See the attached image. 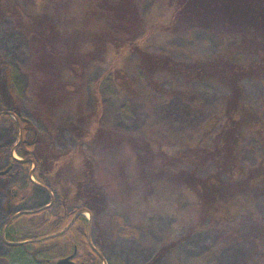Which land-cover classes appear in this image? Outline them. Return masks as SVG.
<instances>
[{
    "label": "rangeland",
    "instance_id": "1",
    "mask_svg": "<svg viewBox=\"0 0 264 264\" xmlns=\"http://www.w3.org/2000/svg\"><path fill=\"white\" fill-rule=\"evenodd\" d=\"M5 1L0 0V59L5 76V86L0 82V168H4L1 161L9 154L5 151L18 140L16 121L5 113L9 108H15L28 122L27 139L35 133L49 143L54 153L48 154V161L52 162L56 154L67 153L77 161L73 153L79 149L68 127L76 118L73 95L82 92L85 111H95L105 127V133L102 130L94 139L98 142L88 141L80 149L94 162L96 184L108 203L97 217L101 237L97 232L91 234L92 241L102 239L103 264H264V193L242 200L238 211L225 213L224 219L202 218V196L180 174L204 180L218 172L215 162L198 158L161 166L150 154L164 151L174 158L201 154L197 153L196 131L220 110L226 89L216 83L192 81L188 90L195 94L196 101L188 104L175 98L174 91L182 86L178 78L158 74L153 78L156 86L150 85L136 55L125 48L129 29L110 31L115 36L113 50L105 52L104 58L93 47L94 55L86 57L89 65L77 72L82 81L76 80V68L66 58H76L86 50L83 47L77 53L83 36L80 30L75 33L74 27L80 25L77 20L82 14L94 18L101 9L96 6L99 0H55L58 9L46 5L50 0H12L19 2V7L11 16L6 15L7 8L14 3L3 4ZM137 1L140 20L136 32H148L137 44H145L149 54H169L185 60L189 55L211 54L221 46L216 23L211 29L187 30L180 9L188 0ZM17 12L20 21H16ZM101 12L102 22L113 19L111 13ZM81 23L86 24L83 17ZM30 33L36 36L32 38ZM227 41L225 48L221 46L227 50L238 43ZM241 52L246 58L254 55L248 49ZM93 56L98 58L94 64ZM110 66L124 67L126 77L135 83L134 97ZM75 85H79L77 91ZM241 85L245 103L259 112L264 123V79L246 78ZM54 88L56 96L51 94ZM162 89L174 95H165ZM84 120L89 125L90 119ZM214 126L219 127L217 122ZM104 137L108 138L105 144ZM225 152L231 153L229 147ZM263 154L259 137L246 134L240 154L244 170L250 172ZM14 157L21 159L16 153ZM61 164L63 161L57 162V167ZM57 167L54 170L59 171ZM33 168L31 165L28 170ZM28 170L17 166L14 177L0 178V258L11 259V264L37 263L30 256L15 255L5 243L2 232L9 211L17 210V204L26 210H38L51 200L49 212L60 206L59 195L53 190L55 182L48 181L51 193L33 186L27 182ZM31 180L36 181L33 177ZM24 190L29 192L23 203L10 204V208L7 193L21 195ZM68 205L80 206L74 200ZM85 215L90 218L88 212ZM25 221L22 217L13 227L19 229Z\"/></svg>",
    "mask_w": 264,
    "mask_h": 264
},
{
    "label": "trees",
    "instance_id": "2",
    "mask_svg": "<svg viewBox=\"0 0 264 264\" xmlns=\"http://www.w3.org/2000/svg\"><path fill=\"white\" fill-rule=\"evenodd\" d=\"M50 1L51 3L48 1L46 5H54L58 9L55 0ZM11 2L12 0H6L3 4ZM12 3L14 4L9 9L7 8V16L13 15V11H17V7H19V2ZM96 6L101 9L94 15V18L88 16L89 14H86L87 16L82 14V16H78L77 20L80 25L74 27V29L77 28L75 33L80 30L81 37L83 36L82 46H78L77 53L83 47L86 50L84 54H77L76 58H66L68 64L74 65L76 68L75 71L73 68L76 80L80 78L82 81L81 75L77 72L89 65L90 61L86 57H90L93 47L98 48L97 55L104 58L105 52L108 54L109 50H113L111 43L115 36L110 31L120 32L129 29V43L125 44V48L127 52L136 55L138 66L145 78L149 80L150 85H155L156 82L153 78L158 74L178 78L182 86L174 91L177 92L175 98L188 102V104L196 101L195 94L188 90V85L192 81L216 83L226 89V94L221 100L220 110L196 131L197 153L202 155L199 154L196 157L194 154L187 158L177 155V158H174L168 153H163L164 151H158L150 153L153 162H159L161 166L178 160L192 162L201 159V161L215 162L218 172L204 180L191 174H180V177L192 186L196 193L199 191L201 194L203 199L202 218H217L219 216L224 219L226 218L224 217L225 213L233 214L238 211L242 200H248L254 195L258 194L257 196H259L264 193V154L260 156L261 159L254 167L255 169L253 168L250 172L244 170L240 161L246 134L257 135L262 141L264 150V123L259 112L245 103L241 85V82L246 78L264 79V0H188L185 2L180 9V16L189 32L211 29L216 23L217 28L214 29L220 30L219 32L222 33L216 32L221 46L225 48L226 43L230 42L227 40L234 39L238 42L232 49L227 50L219 46L211 54L189 55L185 60H176L169 54L151 55L145 50V44H137L139 40H142L143 35H148L147 30V33L136 32V24L138 19L140 20L137 0H99ZM102 10L104 13H111L113 19L102 22V15H104ZM178 12L179 9L175 13ZM18 15L19 12L15 16L16 21H20L21 17ZM81 17H83V22H86L83 26ZM236 17H238L237 21L234 20ZM212 20L213 22H211ZM218 23L222 25L221 28L220 25H217ZM85 29L87 30L86 34ZM30 35L31 37L36 36L33 33ZM141 35L142 37H140ZM109 47L111 48L109 49ZM247 49L254 53L250 58H246L241 52L242 50L247 51ZM94 57L91 60L93 64L98 59H94ZM3 68V61L0 59V82L5 86ZM110 69L116 71L117 78L125 83L123 87H126L134 97L135 83L126 77L124 67L110 66ZM68 70L71 71L70 68ZM126 80L129 81L126 82ZM78 87L79 85L76 86V91ZM162 91L165 95H174L169 90L162 89ZM56 93L58 92L54 88L51 94L56 96ZM73 99L75 100L76 118L70 122L68 131L79 149L73 153L76 155L77 161L72 160V155L69 153L56 154L52 162L48 161V154H52L54 151L49 148V143L40 136L35 139L32 135V143L22 144L16 149V154L24 161L35 159L37 167L32 171L33 178L38 184L50 190L51 186L48 181L55 182L56 186L53 190L57 191L60 198L59 208L51 212L48 217L34 220L33 217L36 213H23L15 217L10 226L2 232L5 243L14 249L15 255L30 256L37 264H55L58 259L71 255L74 248L77 249L74 258L75 264H103L104 262L102 239L92 241L91 234L97 232L101 237L100 227H97V217L108 203L102 189L96 184L94 162L80 149L88 141L98 142L94 139L100 136L102 130L105 133V127L95 111L92 114L85 111L82 92L77 91L76 95H73ZM42 103L47 104L46 101H42ZM8 111L18 121L23 132L29 134V124L21 114L15 108H9ZM85 118L90 119L89 125L88 121L85 123ZM216 122L219 126L218 129H216L217 126H214ZM225 133L226 136H224ZM108 138L104 137V144ZM114 138L116 137L114 136ZM227 147L231 152L228 153L230 157L225 154ZM204 157L206 158L204 159ZM59 161H63V164L57 167ZM17 164L27 170L31 166L29 162ZM56 167L59 171L54 170ZM27 181L31 182L30 179ZM73 200L80 206L72 205L70 208L68 204ZM8 203L10 202L8 201ZM246 203L244 204L246 205ZM80 209H84L90 214L93 222L92 228H90L89 220L83 215L71 223ZM22 217L26 221L20 225L21 228H14L13 225ZM11 262L9 258H0V264H11Z\"/></svg>",
    "mask_w": 264,
    "mask_h": 264
},
{
    "label": "flooded vegetation",
    "instance_id": "3",
    "mask_svg": "<svg viewBox=\"0 0 264 264\" xmlns=\"http://www.w3.org/2000/svg\"><path fill=\"white\" fill-rule=\"evenodd\" d=\"M5 113H10L9 111H6ZM10 116H12V114L10 115ZM13 117V116H12ZM14 118V117H13ZM14 120L16 121V124H17V126H18V128H19V133H18V140H15L14 142H13V144L11 145V147L10 148H8L6 151H5V153H9L8 154V157H7V159H5V160H3V161H1V165H4V168L2 167V168H0V171H4L5 169H7L8 167H10V166H12L11 167V169H10V171L7 173V174H5L4 176H0V178H1V180H3V178H5L6 176H12V177H14L15 175H13V173H14V171H15V168L17 167V166H19L17 163H19V161H17V160H23L22 158L21 159H17L16 160V158L14 157V153H16V149L17 148H19L22 144H25V143H28V144H30V143H32L33 141H32V139H27V137H28V134H27V132L26 133H24L23 132V130L19 127V125H18V121L14 118ZM33 135H35V133L33 134ZM35 137V136H34ZM35 139H36V137H35ZM13 153V154H12ZM31 159H33L34 161H35V159L34 158H31ZM32 165V164H31ZM33 166V165H32ZM36 161H35V166H34V168L33 169H31V171H29L28 173V177H27V179H30V181L31 182H28L29 184H32L33 186H38V187H40V188H42V189H45V190H47V191H50V189L49 188H46V187H43V186H41L40 184H38L36 181L34 182V181H32L31 180V178L33 177L32 176V171L34 170V169H36ZM31 174V175H30ZM16 176H17V174H16ZM29 192V191H28ZM28 192L27 191H22L21 192V195H19L18 193H12V195H10L9 196V194L7 193V195H6V197H7V200L10 202V203H8L9 204V207H10V204L11 205H13L14 203L16 204L17 202L18 203H23V200L25 199L24 198V195L26 196V195H28ZM49 193H51V191L49 192ZM53 205V200H51L50 201V203L49 204H47V205H45L44 207H42V208H40V209H38V210H26V209H23V208H20L19 207V205L17 204L16 206L18 207L17 208V210H15V211H13V212H11V211H9L10 212V218H9V220L7 221V223L4 225V228L8 225V227L10 226V224L13 222V220L15 219V215L18 213V212H20V211H32V212H34V213H36L35 214V216L33 217V219L34 220H41L42 218H45V217H48L49 216V214L51 213V212H49V209L48 208H50L51 206ZM13 206H15V205H13ZM11 208V207H10ZM81 210V209H80ZM79 210V211H80ZM78 213V212H77ZM12 214V215H11ZM80 216H82V215H80ZM80 216H78V217H76V215L73 217V219L71 220V223H73L74 222V220L76 219V218H79ZM83 216H85V214H83ZM76 217V218H75ZM87 220H89V219H87ZM90 221H91V217H90V220H89V225H90ZM70 223V224H71ZM7 227V228H8ZM4 228H3V231H4ZM91 228V227H90ZM89 236V235H88ZM75 249V248H74ZM74 251V250H73ZM69 256V255H68ZM68 256H66V257H68ZM73 262L75 263V260L73 259Z\"/></svg>",
    "mask_w": 264,
    "mask_h": 264
},
{
    "label": "water",
    "instance_id": "4",
    "mask_svg": "<svg viewBox=\"0 0 264 264\" xmlns=\"http://www.w3.org/2000/svg\"><path fill=\"white\" fill-rule=\"evenodd\" d=\"M6 114H9V115H11V113H6ZM13 154V153H12ZM17 160V159H16ZM17 161H19V162H24V163H31V164H33L34 166H35V161L33 160V159H28V160H17ZM11 167L12 166H10V167H8L7 169H5L4 171H0V176H4L5 174H7L9 171H10V169H11ZM31 175V174H30ZM31 213L32 211H20V212H18L16 215H15V217H17V216H20V215H22L23 213ZM87 211L86 210H84V209H81L80 211H78V213L76 214V217H78V216H80V215H83V214H85ZM75 217V218H76ZM90 220V219H89ZM9 225V224H8ZM8 225L4 228V231L7 229V227H8ZM90 227H91V221H90ZM76 251H77V249L75 248L74 249V251H73V253L71 254V255H69L68 257H64V258H60V259H58L56 262H55V264H75L74 262H73V259L75 258V256H76Z\"/></svg>",
    "mask_w": 264,
    "mask_h": 264
}]
</instances>
